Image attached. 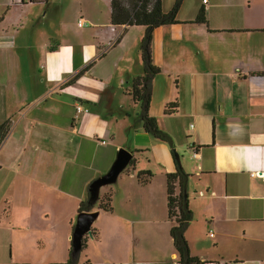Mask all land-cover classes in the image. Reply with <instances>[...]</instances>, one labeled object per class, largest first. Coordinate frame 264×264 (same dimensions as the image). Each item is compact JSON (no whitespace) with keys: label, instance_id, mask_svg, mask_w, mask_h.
Instances as JSON below:
<instances>
[{"label":"crops","instance_id":"0c3cea01","mask_svg":"<svg viewBox=\"0 0 264 264\" xmlns=\"http://www.w3.org/2000/svg\"><path fill=\"white\" fill-rule=\"evenodd\" d=\"M24 1L1 3L0 125L9 126L0 138V264H65L80 202L122 147L135 165L98 189L79 264H179L167 205L176 159L136 124L130 94L146 27L112 25L111 0ZM175 1L162 0L163 10ZM36 4L57 24L26 15ZM202 8L206 22L197 23ZM177 20L153 31L150 113L189 174L191 255L264 264V0H183ZM139 170L154 174L148 184ZM108 193L112 209L103 210Z\"/></svg>","mask_w":264,"mask_h":264},{"label":"trees","instance_id":"16d2710c","mask_svg":"<svg viewBox=\"0 0 264 264\" xmlns=\"http://www.w3.org/2000/svg\"><path fill=\"white\" fill-rule=\"evenodd\" d=\"M182 1L183 0H176L173 8L169 12H165L163 10L162 0H111V23L114 26L143 25L146 27L145 35L140 45L143 74L133 80V86L130 90V94L138 105V113L135 121L136 124H141L143 129L155 139L165 142L172 147L176 159V171L167 174V205L168 216L174 222L170 234L173 239L174 247L179 254V264H205L207 262H200L198 258L191 255L190 247L185 236L186 229L193 220V212L189 206L187 194L189 174L184 170L181 162L176 158L172 136L159 126L157 118L150 113L153 79L159 72V68L153 64L151 55L153 31L158 26L173 24L178 21L177 13ZM195 21L197 23L206 22L204 8L199 12ZM172 106L171 104L166 106L165 112L167 114L172 113ZM8 126L9 125L5 123L0 125V138L3 135V130ZM135 161V158H133L130 165H135ZM153 175L154 174L149 170H139L137 172L138 180L143 184H148ZM97 202L98 199L95 201L91 193L88 192L87 197L80 202L79 213L91 211L97 206ZM98 207L103 210L112 209L111 193L101 198ZM86 242L87 239L84 237L82 248L79 251H75L72 243L70 257L65 264H79V257L82 249L86 247Z\"/></svg>","mask_w":264,"mask_h":264},{"label":"water","instance_id":"95a60500","mask_svg":"<svg viewBox=\"0 0 264 264\" xmlns=\"http://www.w3.org/2000/svg\"><path fill=\"white\" fill-rule=\"evenodd\" d=\"M176 158L180 161V154L174 149ZM133 159V153L126 148L122 147L119 149L117 157L112 164L110 170L102 177L94 180L90 185V193L92 198L96 201L98 199V189L102 185H108L114 183L120 173L130 165ZM182 165V164H181ZM186 195V194H185ZM97 210L94 211H83L78 214L75 228L72 235V243L75 251H79L82 248L83 238L92 236V223L98 216Z\"/></svg>","mask_w":264,"mask_h":264},{"label":"rangeland","instance_id":"374dc122","mask_svg":"<svg viewBox=\"0 0 264 264\" xmlns=\"http://www.w3.org/2000/svg\"><path fill=\"white\" fill-rule=\"evenodd\" d=\"M3 1H6V0H0V16L5 12V9H3L2 4H1ZM54 1H56V0H54ZM63 1L67 2L68 0H63ZM24 2L32 3V0H25ZM53 7H55V6H53ZM45 10H46V4L45 5L44 4H42V5L36 4V6H33V10L28 12V13H26V15L30 16L31 18L39 19L42 22L47 23V24L55 22V19H52L54 17H53V14L50 12V9H48L47 15H45ZM66 13H67V11L65 10L64 11V16L66 15ZM79 22H81V24L83 25V21L80 20ZM52 24H57V23H52ZM1 26H3V22H0V27ZM64 28H65L66 31L70 30V29H68L69 25H67V24L64 25ZM71 32H72V29H71ZM58 106H60V105H58ZM62 107L64 108L65 106L62 105ZM102 114H103L104 117H107L109 115V112H106V111L103 110ZM104 122H105V120H104ZM94 209H92L91 211H94ZM77 216L78 215H76V220H77Z\"/></svg>","mask_w":264,"mask_h":264},{"label":"built area","instance_id":"2783aa9c","mask_svg":"<svg viewBox=\"0 0 264 264\" xmlns=\"http://www.w3.org/2000/svg\"><path fill=\"white\" fill-rule=\"evenodd\" d=\"M21 1V0H20ZM204 5L208 4V0H202ZM82 21V20H81ZM79 25H82L81 22H79ZM78 110L81 111V106H78ZM206 264H210V263H206Z\"/></svg>","mask_w":264,"mask_h":264}]
</instances>
